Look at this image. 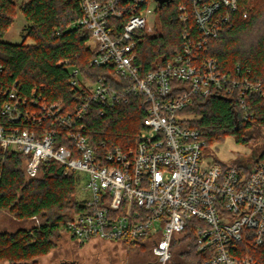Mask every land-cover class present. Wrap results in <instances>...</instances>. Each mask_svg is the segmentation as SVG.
<instances>
[{"label": "built area", "instance_id": "2783aa9c", "mask_svg": "<svg viewBox=\"0 0 264 264\" xmlns=\"http://www.w3.org/2000/svg\"><path fill=\"white\" fill-rule=\"evenodd\" d=\"M78 1L81 16L75 24L91 32L88 44L96 53L91 64L110 70L90 81L78 68L71 69V84L82 90L71 111L64 110L62 101H41L36 89L30 102L17 83L10 90L0 88L8 96L2 113L10 122L0 126V146L28 157V178L50 159L88 173L91 197L81 200L85 208L64 226L74 240L133 246L148 241L158 264H170L175 239L198 220L193 229L199 251L208 254L204 264H263L240 244L249 237L257 247L264 244V159L249 165L208 160L201 132L185 122L191 116L180 113L195 95L237 90L248 120L252 114L245 96L256 92L264 97V79L244 76L239 66L235 75L223 71L217 60L200 55L209 40L232 26L239 0H193L197 33L184 32L183 50L146 74L135 64V49L140 35L152 31L150 2ZM180 10L181 20L187 21L184 7ZM122 19L118 29L114 20ZM135 95L148 104L136 144H94L86 114L98 106L104 115ZM26 120L42 128L30 127ZM62 133L69 144H58Z\"/></svg>", "mask_w": 264, "mask_h": 264}, {"label": "trees", "instance_id": "16d2710c", "mask_svg": "<svg viewBox=\"0 0 264 264\" xmlns=\"http://www.w3.org/2000/svg\"><path fill=\"white\" fill-rule=\"evenodd\" d=\"M155 1L158 2L155 14L160 29L153 34H141L135 49V64L142 74L180 53L184 32L195 34L198 30L193 0ZM180 6L188 15L187 21L180 18ZM19 12L27 21L23 41H5ZM80 16L78 0H0V88L10 90L17 83L20 95L27 96L30 102L36 89L41 101H62L64 110H74L81 100L82 90L71 84V69L78 68L90 81L110 70L91 64L96 53L88 44L90 30L75 24ZM124 21L114 20V23L122 29ZM232 21V26L219 38L209 40L206 50L200 52L201 57L217 60L223 71L235 75L239 66L244 76L263 80L264 0H239L238 9L232 12ZM7 98L0 91V126L10 123L2 113ZM244 102L252 114L248 120L244 119L245 109L237 90L232 94L214 90L207 97L195 95L193 103L180 113L191 116L185 122L201 132L206 145L223 141L230 135L237 141H246V131L253 124L264 126V97L250 92ZM147 109L144 98L136 95L128 104L110 108L104 115H100L98 106L94 107L84 117L88 136L94 144L105 143L110 148L135 145ZM26 124L42 128L29 120ZM58 141V144H69L63 133ZM27 159L20 152L5 151L0 146V213L7 210L18 220L36 221L31 227L21 226L12 232L0 230V259L13 264H30L27 261L50 252L55 246V235L64 231L66 222L85 208L77 199L79 177L75 171L50 159L41 163L39 175L31 179L24 170ZM196 222L198 220H193L184 235L175 239L170 264L205 263L208 254L197 247L193 229ZM144 244L152 248L148 241L141 242L139 247ZM240 245L247 246L249 255L264 264V244L257 247L249 237ZM155 264H158L157 259Z\"/></svg>", "mask_w": 264, "mask_h": 264}, {"label": "rangeland", "instance_id": "374dc122", "mask_svg": "<svg viewBox=\"0 0 264 264\" xmlns=\"http://www.w3.org/2000/svg\"><path fill=\"white\" fill-rule=\"evenodd\" d=\"M158 2L150 1L153 12L149 25L152 27L151 34L160 29L158 17L155 14ZM27 24L22 12H19L14 24L10 27L4 40L13 43L23 41L24 27ZM246 141H237L235 136H227L223 141L206 145L203 149L204 155L210 161L219 163L251 162L260 154L264 157V126L253 124L246 131ZM255 157V158H254ZM79 177L77 187V199L83 200L91 197L86 190L89 175L84 171L76 172ZM39 175V174H38ZM37 175V176H38ZM35 176V177H37ZM28 177V176H27ZM35 177H31L35 178ZM30 178V177H29ZM36 221L18 220L9 211L0 213V230L12 232L18 227H31ZM55 246L47 254L35 257L27 261L30 264H155L156 257L152 253L151 246H133L123 243H114L100 239L81 242L68 236L61 231L53 238ZM0 264H13L9 260L0 259Z\"/></svg>", "mask_w": 264, "mask_h": 264}, {"label": "flooded vegetation", "instance_id": "af4514ba", "mask_svg": "<svg viewBox=\"0 0 264 264\" xmlns=\"http://www.w3.org/2000/svg\"><path fill=\"white\" fill-rule=\"evenodd\" d=\"M261 155H263V154H260V156L259 157H254L255 159H253V160H256V159H258V158H262V156Z\"/></svg>", "mask_w": 264, "mask_h": 264}, {"label": "crops", "instance_id": "0c3cea01", "mask_svg": "<svg viewBox=\"0 0 264 264\" xmlns=\"http://www.w3.org/2000/svg\"><path fill=\"white\" fill-rule=\"evenodd\" d=\"M247 165H249L250 164V162L249 163H246ZM124 244V243H123Z\"/></svg>", "mask_w": 264, "mask_h": 264}]
</instances>
